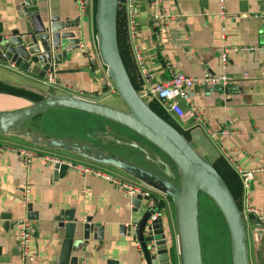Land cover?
I'll return each instance as SVG.
<instances>
[{
	"label": "crops",
	"instance_id": "1",
	"mask_svg": "<svg viewBox=\"0 0 264 264\" xmlns=\"http://www.w3.org/2000/svg\"><path fill=\"white\" fill-rule=\"evenodd\" d=\"M149 1L135 0L130 14L126 0H121L130 79L142 97L147 94L151 85L167 79L170 72L200 76L206 70L212 74L224 73L232 78L226 85L194 86L191 101L200 119L191 117L189 108L180 101V105L188 113L183 127L190 130L199 128L218 151V158L234 174L240 196L238 206L244 216L249 264H264V230L258 229L264 225V0H224L225 10L236 15V18L223 19L219 16V0H161L160 9L167 18L157 27L152 25L148 14ZM46 2L49 13L58 16L59 21L78 19L74 0ZM20 3L21 0H0V21L4 28L17 26L21 18ZM78 20L82 26H77L74 31L78 38L86 40L87 52L79 46L72 50L54 69L53 77L48 74L40 78L0 62V87L2 84L11 85L32 92L37 97H40L36 94L37 90L39 93L73 95L122 108L123 103L114 93L98 55L94 24L88 19L82 22ZM131 20L133 24L130 23ZM222 30L228 49L225 65L220 61ZM137 55L146 69V76L139 70ZM50 77L52 82L49 81ZM34 101L36 100L30 96L0 88V111L8 110L4 108L5 104ZM145 101L151 102L147 96ZM24 128L41 137L79 142L92 147L98 144L85 138L79 141L80 139L71 137L45 136L29 126ZM220 129L228 132L212 134ZM136 136L111 131L108 134L109 138L123 137L140 145V137ZM0 145L3 147L0 151V217H9L0 218L1 253L10 259L9 263L3 264H55L62 239L52 232L49 222L60 211L71 208L81 215L92 216L96 227L103 226L102 240L90 236L87 245L82 246L77 241L72 254L84 258L87 264H106L108 259L117 261V264H145L134 236H126L125 232H120L122 225L126 227L138 216L131 211L130 198L111 182L92 174L82 175L69 169L62 177L54 176L51 166L43 164L40 156L66 158L139 186L145 185L144 183L119 168L69 157L62 154L66 153L63 149L33 144L27 136L0 134ZM100 146L101 151L111 153L109 146ZM121 146L128 148L130 154L137 149L131 145ZM18 148L32 152L29 165L17 154ZM115 156L134 162L151 172H160L148 160L139 159L141 162H138L130 157ZM239 169L252 170L247 188L243 185ZM26 184L30 185L29 203L37 218L30 219L35 227L29 242L31 256L22 262L20 255L13 254L19 250L14 236V221L27 217V209L22 205V189ZM154 198L155 203H160L157 212L164 225L170 262L180 264L174 206L164 195L154 193Z\"/></svg>",
	"mask_w": 264,
	"mask_h": 264
},
{
	"label": "water",
	"instance_id": "2",
	"mask_svg": "<svg viewBox=\"0 0 264 264\" xmlns=\"http://www.w3.org/2000/svg\"><path fill=\"white\" fill-rule=\"evenodd\" d=\"M119 2L95 0L94 30L98 55L114 93L123 103L122 108L73 95L39 93L37 90L36 94L40 98L29 106L0 112V134L27 136L33 144L63 149L71 155L69 157L119 168L150 187L153 192L149 196L136 194L129 197L131 211L138 216L133 223L120 227L122 234L125 232L126 236H134L145 264H171L160 213L151 219L160 207L159 202L150 203L154 193L164 195L174 206L180 264H203L198 223L200 192L212 201L224 220L229 235L231 264H249L243 215L229 187L212 164L219 157L218 151L199 128L189 130L188 139L172 123L161 117L144 101L130 79L118 43ZM20 7L21 18L17 26L4 28L0 21V62L40 78L48 74L53 77V71L62 59L79 46V38L74 31L80 25L79 20L59 21L58 16L49 13L46 0H21ZM53 108L82 111L134 132L174 164L178 184L134 162L101 151L98 146L41 137L24 128L29 120ZM117 143L139 148L138 144L125 140H118ZM143 152L149 157L147 150ZM50 166L54 176L62 177L69 170L65 163H53ZM166 175L173 176L168 167ZM27 218H37L30 203L27 204ZM49 225L57 238L62 239L55 264H80L81 257L72 254L77 241L82 246L87 245L90 236L103 239V226L96 227L92 216L81 215L74 208L60 211ZM13 254L19 255V250ZM9 261V257L1 253L0 246V264ZM106 264H117V261L108 259Z\"/></svg>",
	"mask_w": 264,
	"mask_h": 264
},
{
	"label": "built area",
	"instance_id": "3",
	"mask_svg": "<svg viewBox=\"0 0 264 264\" xmlns=\"http://www.w3.org/2000/svg\"><path fill=\"white\" fill-rule=\"evenodd\" d=\"M126 4L128 6L130 14L132 13V6L134 5L135 0H126ZM161 0H150L147 3L148 14L152 25L157 27L158 24L162 23L166 20V15L160 9ZM74 10L75 15L78 19L82 21L91 20L92 24H94V14H95V0H74ZM219 16L220 18H236V15H231L228 11L225 10L224 0H219ZM133 24V21H130ZM82 24H80V27ZM95 39V33H94ZM225 34L222 30L221 33V48L222 52L220 53V61L222 65H225L227 62V47L224 43ZM79 47L87 52V42L84 38H79L78 41ZM137 62L140 72L146 76V69L139 59L137 55ZM232 80L231 77L222 73V74H212L208 71H204L200 76H191L181 72H170L169 77L161 82H156L148 88L147 94L142 95V98L145 101L146 96L150 98V101L154 100L158 102L167 116L173 118L174 121L179 125V127L183 131H189L190 129L184 128L183 123L186 121V116L189 113L191 117H194L195 120H199L200 117L196 112V108L193 107L191 101V91L192 88L196 85H226ZM49 81L52 82V78H49ZM180 101L186 104L189 108V112L183 109L180 105ZM147 102V101H145ZM149 102V101H148ZM219 133H227L226 129H220L219 131H215L212 134ZM3 147L0 145V151ZM17 154L22 158L23 162L26 165L30 164L32 158V152L18 148L16 149ZM41 162L43 164H53V163H65L70 170L79 174H92L97 177H102L104 180L112 183L114 187L125 193L128 197L135 196L136 194H141L145 196H149L152 193V190L146 186H139L133 184L131 182L122 181L118 177H115L109 173L104 172L103 170L93 168L88 165H84L66 158H60L53 155H41ZM239 174L242 178V182L245 188L249 186V180L252 175V170L248 169H239ZM30 192V185L26 184L22 189V205L27 209V204L29 203L28 194ZM154 200L152 198L150 203H153ZM249 210L252 211L251 208L248 207ZM255 211V210H254ZM159 212H156L151 219H154ZM244 218V216H243ZM16 225L15 239L17 241V246L19 249V255L21 261L24 262L28 257L31 256L29 250V242L33 237V233L35 230L34 222L27 217L18 219L14 221ZM258 229L264 230V225L259 226ZM80 264H87L84 261V258L81 257Z\"/></svg>",
	"mask_w": 264,
	"mask_h": 264
},
{
	"label": "rangeland",
	"instance_id": "4",
	"mask_svg": "<svg viewBox=\"0 0 264 264\" xmlns=\"http://www.w3.org/2000/svg\"><path fill=\"white\" fill-rule=\"evenodd\" d=\"M102 100L106 101L107 99ZM30 104L32 103L25 104V102H16L14 104H5L4 108L9 111L11 109L18 110ZM16 106L22 107L17 108ZM28 126L45 136L71 137L75 140L80 139L79 141H83L85 138L86 140L89 139L91 142H100L101 144H107L109 142V140H107L109 138V131L113 133L116 132V134L119 132V134L136 136V134L125 127L118 126L108 120L97 118L85 112L68 108L50 109L24 124V127ZM114 141V143H110L109 145L111 153L121 157H130L131 159L139 160L138 157L130 154L128 148H124L119 145L116 140ZM62 154L71 156L66 153ZM102 167L109 170L113 169L107 166ZM119 179L127 181L124 180V178ZM198 223L203 264H231L229 235L227 238L226 231L222 227L219 213L214 204L201 192L198 194Z\"/></svg>",
	"mask_w": 264,
	"mask_h": 264
},
{
	"label": "trees",
	"instance_id": "5",
	"mask_svg": "<svg viewBox=\"0 0 264 264\" xmlns=\"http://www.w3.org/2000/svg\"><path fill=\"white\" fill-rule=\"evenodd\" d=\"M121 0L118 6V13H117V33H118V43H119V49H120V53L122 56V59L124 61V64L126 66V69L128 71V74L131 76L130 74V64H129V60L127 58V54H126V46L127 43L124 41V36H125V19H124V13L122 10V4H121ZM1 89L6 90L8 92H12V93H16V94H23L25 96H30L33 98V100H37L40 97H37V95L31 94L32 92L29 91H25L16 87H13L11 85H7V84H2ZM150 107L156 111L161 117L167 119L170 123H172L177 129H179L185 136H189V131H183L181 130V128L179 127V125L169 116H167L166 114H164L160 104L156 101H151L149 102ZM214 167L217 169V171L220 173V175L222 176V178L224 179V181L226 182L227 186L229 187V189L231 190L235 200L237 201L238 205H240V196H239V192L238 189L236 187V179L234 174L229 170V168H227V166L225 165V163L221 160V158H217L216 160L213 161ZM216 208V207H215ZM217 210V208H216ZM218 211V210H217ZM219 213V211H218ZM220 221L222 224L223 229L226 231V235L228 238V233H227V228L225 227L224 224V220L222 218V216L220 215Z\"/></svg>",
	"mask_w": 264,
	"mask_h": 264
},
{
	"label": "flooded vegetation",
	"instance_id": "6",
	"mask_svg": "<svg viewBox=\"0 0 264 264\" xmlns=\"http://www.w3.org/2000/svg\"><path fill=\"white\" fill-rule=\"evenodd\" d=\"M186 137L188 139H190V136H186ZM107 140H109V142L107 144H104V145H110V143L112 144L115 142L114 140H116V141L125 140L128 142H131L130 140L123 138V137H120V139H114L111 137V138H108ZM100 144L101 143L98 142V144H96L95 146H98V148L100 149V147H101ZM125 146H127V145H125ZM103 148L104 147H102V149ZM103 150H105V149H103ZM145 150L148 151L149 157H147V155H145V153L143 152ZM132 154H133V156L138 157L140 160L150 161L160 171L156 174H159V175L165 177L166 179H169L173 183L178 184V177H177L176 168H175L174 164L163 153H161L158 149L153 147L150 143H148L147 141H145L141 137H140L139 148H137L136 151H132ZM166 167H168L170 169V171L172 172V174H173L172 177H169L168 175H166Z\"/></svg>",
	"mask_w": 264,
	"mask_h": 264
}]
</instances>
